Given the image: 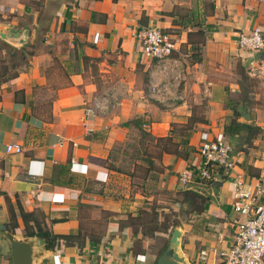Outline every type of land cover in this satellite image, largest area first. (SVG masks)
Here are the masks:
<instances>
[{
    "label": "crops",
    "instance_id": "1",
    "mask_svg": "<svg viewBox=\"0 0 264 264\" xmlns=\"http://www.w3.org/2000/svg\"><path fill=\"white\" fill-rule=\"evenodd\" d=\"M0 23L27 29V46L35 49L15 77L0 82V264H14L7 234L21 241L19 254L29 264H156L163 245L153 251L152 244H161L165 233L157 232L172 219L179 228L177 264H225L220 253L241 221L230 209L232 182L253 184L264 170V125L251 123L261 130L252 144L238 146V136L227 135L234 165L218 171L220 185L201 213L179 215L178 172L198 164L199 132L221 128L230 116L228 100L240 93L234 70H244L252 56L234 38L252 27L264 35V6L251 0H0ZM142 26L170 36L172 56L181 62L182 100L150 95L153 65L133 38ZM104 91L115 92L119 106L104 115L87 112L82 126L83 110ZM196 104H204L206 122L189 135L185 157L141 147L136 158L120 163L130 137L162 138ZM135 117L140 128L131 122ZM8 143H20L21 152H6ZM160 189L168 199L158 197ZM9 204L18 223L13 231L6 228ZM19 209L69 236L68 245L46 249L40 238L25 236ZM149 210L157 215V231L132 237L126 215Z\"/></svg>",
    "mask_w": 264,
    "mask_h": 264
},
{
    "label": "built area",
    "instance_id": "2",
    "mask_svg": "<svg viewBox=\"0 0 264 264\" xmlns=\"http://www.w3.org/2000/svg\"><path fill=\"white\" fill-rule=\"evenodd\" d=\"M133 38L143 59L153 65L154 78L152 77L149 87L150 95L163 92L172 95L175 100H182L177 88L183 78L179 67L181 62L172 56L173 42L170 36L155 28L142 26L134 30ZM234 46L240 51L252 53L245 63L244 71L264 93V35L258 27H252L244 33L238 32L234 38ZM171 88L175 91L172 92ZM119 104L120 98L113 91H104L94 96L90 107L83 110L82 126L85 127L87 112L93 116L104 115ZM232 148L230 138L221 129L205 127L198 134L196 154L199 162L196 166L180 170L179 182L183 186L188 182L208 186L219 181L218 171L227 172L233 168ZM5 151L20 153L21 144L8 143ZM69 164L71 166L73 162L70 161ZM229 204L231 212L241 218V221L234 224V233L227 251L220 253L225 256V264H261L264 258V170L257 175L253 184H245L236 177L232 182ZM204 256V251L198 252L200 262L205 260Z\"/></svg>",
    "mask_w": 264,
    "mask_h": 264
},
{
    "label": "trees",
    "instance_id": "3",
    "mask_svg": "<svg viewBox=\"0 0 264 264\" xmlns=\"http://www.w3.org/2000/svg\"><path fill=\"white\" fill-rule=\"evenodd\" d=\"M36 6L40 7V2H38ZM40 9L41 8H38V11ZM0 43V82H2L15 77L18 71L21 69L20 64H22L23 67L26 66L28 59L34 55L35 49L33 48L32 42H30L26 48L21 49H15L9 45H6L5 43ZM242 70L243 69H240L238 74L240 75L239 79L242 80L243 84H239L237 86L239 88V92L242 94L241 102H243L245 105L249 98L248 94L251 92V89H253V86L256 85L253 80L246 76L245 71L243 74ZM232 113L233 112H231V114ZM131 122L135 127L140 128L141 122L137 117H135ZM205 122L206 119L204 118L203 114H197L195 111H192L186 117L183 123H170L168 134L166 136H162V138H153L148 134L144 135H147L152 139V141L155 143L153 147L159 154L164 152L185 157L186 152L190 149V147L187 145L189 135L194 131L195 126ZM221 130H223L225 135L232 134L239 136L243 134L244 144H246V142L248 143L259 132V129L255 125L247 122H237L232 120L231 116L228 117V121L222 125ZM176 136L179 138L178 141L173 139ZM176 194L179 198L177 203L179 204V215H181V217L186 216V214H199L203 211L206 197L198 194L197 192L190 191L189 189H182L176 192ZM19 215L24 221V235L40 238L44 242L46 249H54L59 247L61 244L68 245L69 236H62L52 233L50 231V227L41 221L39 217L37 218L31 213H23L20 209ZM126 216H128V225L131 228L130 235L132 237H135L137 232H139L140 237L144 235L149 237L152 236L153 233L158 229L155 226L157 215H155V213L151 210H149V212L138 211L134 216ZM7 217H9V219L6 223V228L9 231H13L18 226V223L17 217L10 204L7 205ZM29 218L32 219L30 220L32 221L33 226L29 225ZM177 223V219H172V221H169V223H164L161 225V229L164 228V233L168 235L169 231H171L172 227ZM165 244L166 243H163V246L156 254V257L162 252Z\"/></svg>",
    "mask_w": 264,
    "mask_h": 264
},
{
    "label": "rangeland",
    "instance_id": "4",
    "mask_svg": "<svg viewBox=\"0 0 264 264\" xmlns=\"http://www.w3.org/2000/svg\"><path fill=\"white\" fill-rule=\"evenodd\" d=\"M252 3H256V4H262L264 6V0H251ZM20 66L22 67V64H20ZM240 71L235 69L234 70V77L233 80L234 82L239 85V84H243L242 80L239 79L240 75L238 74ZM243 74H244V70H242ZM242 86V85H241ZM253 86V85H252ZM258 97V99H254L255 96ZM248 101L245 103L241 102L242 99V94L239 93L238 95H235L234 97H230L229 98V104L227 105V107L231 110V112H233L231 114L230 112V116L232 120L238 121L240 123H254V121L259 124V125H264V95L263 93L258 89V87L253 86V89H251V92L248 94ZM245 106V108H244ZM199 107V108H198ZM244 108V109H243ZM193 110L197 113V114H203L205 111V106L200 105V104H196L193 107ZM196 116H200V115H196ZM229 116V117H230ZM249 118H248V117ZM228 121V119H227ZM226 121V122H227ZM217 129L220 128L216 127ZM221 129V128H220ZM261 132V130H259ZM223 132V130H222ZM224 133V132H223ZM139 134V133H138ZM138 134H136L135 136L130 137L126 144H124L122 149H125V152L120 154V163H122V165H126L127 163H129L131 160H133V158H136L138 156V150L142 148H146L147 151H155L154 149V142L152 141L151 138H149L147 135L142 134L141 137L138 136ZM225 134V133H224ZM227 136V135H225ZM256 136V137H255ZM254 138L256 139L258 137V135H255ZM248 142V144H252L253 140ZM237 145H244L243 143V136L239 135L237 137ZM144 145V147H143ZM124 151V150H123ZM119 158V159H120ZM119 163V165H120ZM122 169V168H120ZM156 192H158L160 195L158 196L159 198H169L168 195L166 193H164V191L157 190ZM185 216H183L184 218ZM169 219V218H168ZM164 228L160 229L157 233L164 234ZM166 240V235L164 234L162 238L158 239L159 243L161 244H152V249L153 251L156 250L157 248H159L160 246H162L163 241Z\"/></svg>",
    "mask_w": 264,
    "mask_h": 264
},
{
    "label": "water",
    "instance_id": "5",
    "mask_svg": "<svg viewBox=\"0 0 264 264\" xmlns=\"http://www.w3.org/2000/svg\"><path fill=\"white\" fill-rule=\"evenodd\" d=\"M0 41L15 49H21L22 47L24 48L28 43V30L24 28L16 29L14 26L7 23H0ZM219 185V181L212 183L210 186H203L188 182L183 186V188L197 192L204 197H208L212 201L213 199L211 196L212 194H216V190L218 189ZM178 232V226H174L171 231H169L167 242L162 252L158 255L156 264H177V262L181 261V258L178 257L175 252ZM7 238L11 244L14 264H29V260H26L19 254V244H22L21 241L11 237L10 234H7Z\"/></svg>",
    "mask_w": 264,
    "mask_h": 264
}]
</instances>
